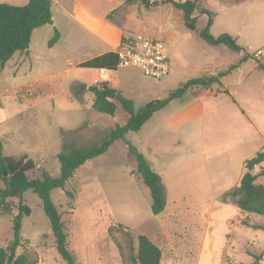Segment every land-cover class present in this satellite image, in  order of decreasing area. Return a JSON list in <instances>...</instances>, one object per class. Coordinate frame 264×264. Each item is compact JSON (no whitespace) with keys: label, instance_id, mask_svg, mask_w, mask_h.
I'll use <instances>...</instances> for the list:
<instances>
[{"label":"rangeland","instance_id":"374dc122","mask_svg":"<svg viewBox=\"0 0 264 264\" xmlns=\"http://www.w3.org/2000/svg\"><path fill=\"white\" fill-rule=\"evenodd\" d=\"M59 1L68 12L52 1L53 24L36 30L30 53H16L0 70L4 154L32 159L37 168L29 178L39 177L43 169L59 177L64 141L87 146L117 125L124 126L129 117L118 101L112 116L93 109L90 92L83 94L82 102L73 97V84L100 85L104 74L78 66L96 53L98 38L71 16L74 4L98 16L106 10L109 21L126 37L143 35L167 46L172 70L160 80L138 67L110 71V79L119 82L117 89L135 102L136 109L166 98L189 80L227 73L210 88L187 91L140 131L126 134L166 187L167 206L161 214L152 213L150 190L122 140L79 168L64 191H52L77 263L134 264L138 237L146 235L162 249L161 264H264V229L255 227H264V217L220 201L240 185L246 161L264 152V70L258 67L264 63V0H202L193 13L196 31L186 28L180 10L162 0H148L147 5L127 0ZM203 9L213 13L211 34L230 35L241 52L209 45L199 36L209 21ZM56 29L60 40L49 47ZM258 51L263 54L256 55ZM244 56L248 60L240 64ZM234 65L238 68L231 70ZM262 168L264 163L254 173ZM257 183L264 186V176ZM10 202L11 215L0 211V248L13 238L18 200ZM24 202L32 213L23 220V244L17 254L25 253L38 264H67L56 249L39 196L29 190ZM243 220L252 225H242Z\"/></svg>","mask_w":264,"mask_h":264},{"label":"trees","instance_id":"16d2710c","mask_svg":"<svg viewBox=\"0 0 264 264\" xmlns=\"http://www.w3.org/2000/svg\"><path fill=\"white\" fill-rule=\"evenodd\" d=\"M141 1L149 4L148 0H127L128 3ZM202 0H187L177 2L175 0H162V3H171L183 14L184 23L187 29L196 31L197 19L193 17L194 11ZM237 4L247 0H236ZM157 4V2H155ZM202 14L209 17L208 26L199 31V36L209 45H224L232 51L241 52L243 49L236 40L228 34L215 38L210 27L213 24V13L203 9ZM53 24L51 0H29L25 6H13L6 3L0 4V70L4 69L16 53H28L34 32L46 25ZM61 34L56 29L54 37L49 42L53 47L60 40ZM123 35L121 44L124 42ZM248 60L244 56L240 64ZM81 68L116 71L119 68V60L116 52H108L101 56L90 59L79 65ZM259 69L264 70V63L258 64ZM238 68L237 65L231 70ZM227 73H220L211 78H196L183 83L178 89L171 92L166 98L155 100L136 109L135 102L126 98L112 84L102 82L100 85L87 86L84 83L72 85L73 97L82 102L85 92L93 94V109L106 115H115L118 101L124 111L128 114V120L124 126L117 125L106 133L99 140L79 147L73 143L64 141V148L58 155L60 162V176L53 177L45 169L36 178H29V173L37 168L36 163L28 156L16 158L4 154V147L0 138V181L4 187L0 188V211L2 214L11 215L14 205L10 200L17 199V214L12 218L13 238L10 244L0 248V264H38L25 253L17 254L18 248L22 247L23 239L21 230L23 220L30 216L32 208L24 202L25 192L32 190L42 201L45 214L49 220L54 236L56 249L67 264H78L76 258L69 250V234L66 225L62 220V213L54 205L51 193L55 189L65 190L68 182L74 177L79 168L89 161L105 154L110 147L118 140L124 141L129 146V154L137 161V173L141 176L143 183L149 188L152 199V213L161 214L166 206V187L160 175L150 166L144 155L126 140L128 132L140 131L153 115L166 107L174 100L182 98L187 91L198 88H210L213 84L219 83V79ZM264 163V152H259L255 157L245 163V173L242 176L240 185L220 197L225 204L235 206L247 214H254L264 217V186L257 183L260 176H264V168L259 173H254L256 167ZM66 195L73 198V193L66 191ZM242 225L251 226L247 220ZM122 227V226H121ZM255 227L262 228L260 225ZM162 249L152 242L146 235L138 237V245L132 255L134 264H161ZM261 256L255 257L260 261Z\"/></svg>","mask_w":264,"mask_h":264},{"label":"built area","instance_id":"2783aa9c","mask_svg":"<svg viewBox=\"0 0 264 264\" xmlns=\"http://www.w3.org/2000/svg\"><path fill=\"white\" fill-rule=\"evenodd\" d=\"M115 52L118 56L119 67L141 68L145 75L154 79L160 80L169 75L172 70L167 46L147 36H125L124 42ZM256 55H262V51H258ZM105 74L102 76V81L110 82L108 73L105 72Z\"/></svg>","mask_w":264,"mask_h":264},{"label":"crops","instance_id":"0c3cea01","mask_svg":"<svg viewBox=\"0 0 264 264\" xmlns=\"http://www.w3.org/2000/svg\"><path fill=\"white\" fill-rule=\"evenodd\" d=\"M52 1H54L55 4L58 5V7L61 8L65 13L68 12V10L65 8V6L60 4L59 0H51V2ZM8 4H10V5L18 4L19 6H25V4H27V0H11L10 2H8ZM105 12H106V10H104V12L102 11L101 13L103 15H101V16L100 15L98 16L95 14L93 15L84 6H82L80 4H77V5L74 4V6L72 8L71 16L73 18H75L79 22L80 25L86 26L90 30H92L94 32V34L96 35V37L98 38L96 41V47L94 48L96 53L89 56L86 60L78 63V66L80 64L90 60V59L101 56V55L106 54L108 52H115L117 50V48L121 45L123 33L117 26L113 25L109 21L110 19L107 17L108 15H106ZM52 15H53V10H52ZM53 20H54V16H53ZM30 52H31V49H29V53ZM262 54H263V52H262ZM100 71L104 72V74H105V72L108 73V76L110 77V71H108V70H100ZM111 82L115 83L113 86L117 89V85L119 84V82L118 81H112V79H111Z\"/></svg>","mask_w":264,"mask_h":264},{"label":"bare ground","instance_id":"6f19581e","mask_svg":"<svg viewBox=\"0 0 264 264\" xmlns=\"http://www.w3.org/2000/svg\"><path fill=\"white\" fill-rule=\"evenodd\" d=\"M107 76V75H106Z\"/></svg>","mask_w":264,"mask_h":264}]
</instances>
